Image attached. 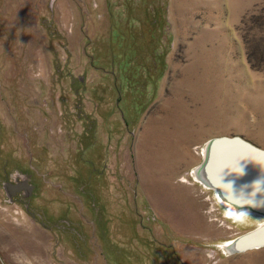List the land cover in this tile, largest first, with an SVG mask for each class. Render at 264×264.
Returning a JSON list of instances; mask_svg holds the SVG:
<instances>
[{
  "label": "rangeland",
  "instance_id": "374dc122",
  "mask_svg": "<svg viewBox=\"0 0 264 264\" xmlns=\"http://www.w3.org/2000/svg\"><path fill=\"white\" fill-rule=\"evenodd\" d=\"M263 5L0 0V264H264L223 246L264 216L195 173L214 138L264 149L240 31Z\"/></svg>",
  "mask_w": 264,
  "mask_h": 264
},
{
  "label": "water",
  "instance_id": "95a60500",
  "mask_svg": "<svg viewBox=\"0 0 264 264\" xmlns=\"http://www.w3.org/2000/svg\"><path fill=\"white\" fill-rule=\"evenodd\" d=\"M205 187L216 191L220 201L235 212L264 216V149L241 136L212 139L206 147L205 162L197 170ZM13 192L33 185L27 180L10 186ZM230 253L264 247V223L232 240Z\"/></svg>",
  "mask_w": 264,
  "mask_h": 264
},
{
  "label": "trees",
  "instance_id": "16d2710c",
  "mask_svg": "<svg viewBox=\"0 0 264 264\" xmlns=\"http://www.w3.org/2000/svg\"><path fill=\"white\" fill-rule=\"evenodd\" d=\"M259 8L257 6L248 17L243 19L240 31H242L248 62L254 69L264 70V5ZM248 21L253 22L249 26L254 25V28L244 30L243 25H247ZM256 30L260 31V36Z\"/></svg>",
  "mask_w": 264,
  "mask_h": 264
},
{
  "label": "flooded vegetation",
  "instance_id": "af4514ba",
  "mask_svg": "<svg viewBox=\"0 0 264 264\" xmlns=\"http://www.w3.org/2000/svg\"><path fill=\"white\" fill-rule=\"evenodd\" d=\"M13 172H11V173H8V175H7V177L8 178H10V176H11V174H12ZM31 175H29V177H30ZM28 178V177H27ZM31 178V177H30ZM30 178H28L29 180H30ZM32 179V178H31ZM29 180H28V182H29ZM37 183H38V181L34 184V183H32V181L30 180V182H29V184L30 185H33V190H32V192L31 193H29L28 194V191L27 190H25V189H23V190H18V191H15V193L13 194V196H14V198L16 199V198H18V196H20V195H22V194H24V190L27 192V197H29V199L30 198H32V195L34 194V192H35V189L38 187V185H37ZM16 183H14V185H15ZM50 211V210H49ZM45 213H46V215H47V219L49 220V221H60V216H58V217H55V218H57V219H52L51 217H53L52 216V214L50 213V212H47V211H45ZM57 215V214H56Z\"/></svg>",
  "mask_w": 264,
  "mask_h": 264
},
{
  "label": "bare ground",
  "instance_id": "6f19581e",
  "mask_svg": "<svg viewBox=\"0 0 264 264\" xmlns=\"http://www.w3.org/2000/svg\"><path fill=\"white\" fill-rule=\"evenodd\" d=\"M196 174H197V171L195 172ZM231 211H232V213L235 215V216H241L242 215V213L243 212H235V210H234V208H231ZM231 243V241H228V242H226L223 246L225 247V249H229L228 247L230 246L229 244Z\"/></svg>",
  "mask_w": 264,
  "mask_h": 264
}]
</instances>
